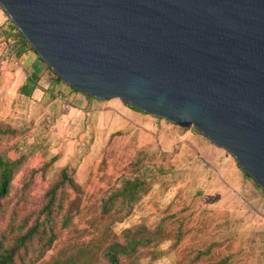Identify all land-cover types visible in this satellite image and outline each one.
Returning <instances> with one entry per match:
<instances>
[{"label": "rangeland", "instance_id": "374dc122", "mask_svg": "<svg viewBox=\"0 0 264 264\" xmlns=\"http://www.w3.org/2000/svg\"><path fill=\"white\" fill-rule=\"evenodd\" d=\"M0 22L8 29L1 7ZM6 48L15 61L34 53L37 85L54 88L41 101L0 91V125L14 131L0 136V155L20 160L0 198V240L10 246L47 219L48 189L64 171L71 178L51 207L54 241L44 249L35 239L16 264L107 263V247L130 240L140 244L120 264H264V192L226 150L119 99L73 104L70 86L35 52L16 56L12 40L0 44ZM24 62L28 68L31 58ZM125 178L140 179L145 192L130 210L117 204L104 213L103 200Z\"/></svg>", "mask_w": 264, "mask_h": 264}, {"label": "water", "instance_id": "95a60500", "mask_svg": "<svg viewBox=\"0 0 264 264\" xmlns=\"http://www.w3.org/2000/svg\"><path fill=\"white\" fill-rule=\"evenodd\" d=\"M86 96L192 127L264 192V0H0Z\"/></svg>", "mask_w": 264, "mask_h": 264}, {"label": "trees", "instance_id": "16d2710c", "mask_svg": "<svg viewBox=\"0 0 264 264\" xmlns=\"http://www.w3.org/2000/svg\"><path fill=\"white\" fill-rule=\"evenodd\" d=\"M0 32L4 34L6 41L12 40L16 45H18L19 50L16 52L17 56L23 54L26 50H31L35 52L29 43L25 40L24 36L19 32L17 27L8 17V29L1 28ZM36 53V52H35ZM40 59V58H39ZM41 60V59H40ZM37 74H31L25 82L19 88V93L29 97L32 95L33 91L37 88ZM75 92L81 93L70 86ZM89 97V96H88ZM96 99L94 97H89ZM100 100V99H99ZM139 113L143 112L134 108H130ZM145 113V112H143ZM147 114V113H145ZM14 133L13 130L6 126L0 125V136L8 135ZM20 164L18 159H10L6 156L0 155V198L5 197L9 194L11 188L12 176ZM247 175V174H246ZM62 180L52 185L47 193V203L45 209L49 217L42 222H36L33 226L25 230V232L19 235L15 241L7 246L5 242L0 240V264H16V257L20 255V249H25L28 244H32L35 239L38 240L41 248H48L55 239V233L53 227L50 226L52 216V206L54 204L56 194L58 189L64 185V183L71 182V178L64 171L61 174ZM248 176V175H247ZM249 177V176H248ZM251 178V177H249ZM144 183L138 178H125L121 181L120 186L114 188L109 192L106 198L103 200V209L104 213H107L115 205H120L121 207L131 209L132 205L138 200L139 196L145 192ZM128 210V212H129ZM127 212V213H128ZM130 240V239H129ZM128 240V241H129ZM130 246L128 243L119 244L112 243L107 247L106 257L107 263L99 264H120V254L127 253L128 251L134 249L138 244L139 240H130ZM227 259H221L214 263L207 264H226Z\"/></svg>", "mask_w": 264, "mask_h": 264}, {"label": "crops", "instance_id": "0c3cea01", "mask_svg": "<svg viewBox=\"0 0 264 264\" xmlns=\"http://www.w3.org/2000/svg\"><path fill=\"white\" fill-rule=\"evenodd\" d=\"M0 22V27H1ZM3 41V40H2ZM10 40L8 41H0V44L4 48V46H7ZM0 53H2V50H0ZM13 52L8 50L6 48L4 50V53H2V57H0V81H1V86H0V91L1 94H5V91H11L14 88H16V92L19 90L21 85L25 82L28 76L31 74H37L40 75L39 72H37L38 68V60L37 57L35 56L34 53L28 52V54H24L21 59L18 61L13 60L12 57ZM34 55V56H33ZM17 56V55H16ZM24 57V59H23ZM31 58V63L28 68H26L25 60ZM17 78V79H16ZM16 85V87H15ZM41 82L38 83L37 88L33 91L34 95L40 100L43 98L44 95V89H53L54 84H48V86H43L41 85ZM68 94L71 96V100L73 104H81V105H86L89 102L88 96L75 92L74 90H71L70 88L67 89ZM47 93H51V91L47 90ZM41 101V100H40ZM42 104V103H41ZM73 109V107H72ZM132 110V109H131ZM134 111V110H133ZM137 112V111H135ZM139 113V112H138Z\"/></svg>", "mask_w": 264, "mask_h": 264}]
</instances>
